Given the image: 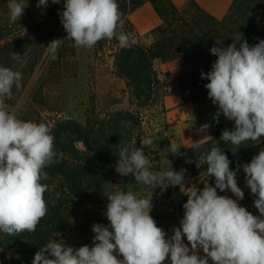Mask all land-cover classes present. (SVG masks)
<instances>
[{"label": "clouds", "instance_id": "9594fccd", "mask_svg": "<svg viewBox=\"0 0 264 264\" xmlns=\"http://www.w3.org/2000/svg\"><path fill=\"white\" fill-rule=\"evenodd\" d=\"M51 2L58 4L61 0ZM47 4L48 0H38L37 7ZM8 8L10 20L15 22L26 7L21 0H8ZM60 17L74 47L90 49L104 39L129 46L117 0H64ZM232 38L233 43L227 47L220 46L223 41L215 42L210 52L217 59L212 70L201 76L209 81L205 85L208 97L218 106L214 120L218 123L222 114L234 121V130H223L220 140L238 147L264 138V40L249 46L240 33ZM63 40H53L47 46L53 59ZM12 59L22 61V56L13 52ZM26 63L23 60L21 67ZM21 80V71L0 66V232L6 235L34 232L46 216L44 194L48 185L42 181L48 179L45 168L57 160L51 129L45 123L19 119L6 103ZM209 127L202 125V129ZM153 142L151 137L145 138L141 147L131 150L122 145L116 171L149 187L165 182L184 187L186 170H152L144 147ZM170 152L178 154V148L172 146ZM198 160L207 165L206 172L215 178V186L184 187V215L171 237L150 215L151 199L129 188L106 195L109 224L92 226L95 235L91 247L74 248L49 241L35 253L32 264H209V259L212 264H264V149L240 166L246 186L256 197L254 206L259 216L238 203L244 199L236 179L239 168L230 169L231 161L219 147L202 153ZM217 189L230 191L237 199L219 195ZM201 251L204 255L199 254Z\"/></svg>", "mask_w": 264, "mask_h": 264}, {"label": "trees", "instance_id": "16d2710c", "mask_svg": "<svg viewBox=\"0 0 264 264\" xmlns=\"http://www.w3.org/2000/svg\"><path fill=\"white\" fill-rule=\"evenodd\" d=\"M21 2L26 7L24 14L12 22L8 0H0V66L22 72L20 87H13V98L6 103L13 112L17 110L19 119L45 123L51 129L57 160L45 168L48 179L42 181L48 185L44 194L48 207L46 216L34 232L17 235L0 232V264H32L35 253L49 241L74 248L81 242H93L92 226L97 223L107 226L104 209L109 201L106 195L126 192L129 188L138 196L151 199L150 215L171 237L173 229L180 226L187 199L174 205V186L165 182L149 187L137 183L131 175L122 176L116 171L120 147L127 145L131 150L142 145L143 114L139 110L161 85L152 62L159 59L183 63L187 71L180 82L182 100L195 103L204 98L207 102L210 98L205 85L209 81L202 78L201 73L210 72L217 59L210 49L216 41H223L220 46L227 47L237 33L242 34L249 46L264 40V0H229L230 6L221 18L210 15L192 0L182 8L172 0H117L121 22L145 4L153 8L160 22L143 33V40H130L127 47H121L116 39L101 40L93 47L99 49L105 42H113L116 46L113 77L123 83L121 95L125 96L126 103L121 97L114 99L105 109L97 112L92 109L84 122L61 117V84L76 72L74 69L71 73L72 67H66L74 56L75 47L74 42L67 39L61 24L64 0L58 4L48 0L47 7H37L38 0ZM123 31L131 32L130 28ZM56 39L64 40L53 59L47 46ZM13 52L19 53L22 61H27L26 66L21 67L22 61L12 59ZM36 72H39L37 78L25 102L18 108V101ZM219 137L199 148L195 146L182 151L179 153L181 167L173 163L170 169L180 172L179 168L185 167L192 169L193 174L205 172L207 165H201L198 160L202 153L219 147L229 155L232 144ZM144 152L149 158L156 156L158 150L147 146ZM192 152L191 157H186ZM154 162L153 171H164ZM209 185L215 186L213 182ZM184 242L188 243L186 237ZM209 264H212L211 260Z\"/></svg>", "mask_w": 264, "mask_h": 264}, {"label": "rangeland", "instance_id": "374dc122", "mask_svg": "<svg viewBox=\"0 0 264 264\" xmlns=\"http://www.w3.org/2000/svg\"><path fill=\"white\" fill-rule=\"evenodd\" d=\"M192 1H194L204 11L208 9L218 11L220 8H222L226 1L229 2V0ZM172 2L178 8H182L188 2V0H172ZM150 7V5L145 4L142 7H139L134 11L130 12L122 21V30L130 28L131 32L128 34L130 40H143V33L148 31H136L133 25L134 21H138V25L140 26V28H144V26H152L155 22H158L159 24L160 21L158 20V17L155 15L153 8L150 9ZM37 15L40 16L39 13ZM115 48L116 46L113 44V42H105L99 49H89L83 47L74 48V56L66 67H72L70 72L74 69H76V72H73L74 74L70 78H67L65 81H63V83L61 84V117L65 119H74L79 122H84L85 116L89 115L92 109H95L96 112L105 109L114 99L121 97V99H124L123 101L126 103V99L124 98L125 96L121 95V91L124 89V85L120 80L113 77L114 70L112 69V62ZM43 61L44 59L42 60V62ZM154 61H157V63H168L162 62L159 59H155L152 62L153 67H158L154 64ZM186 71L187 67H185L182 75ZM38 73L39 72H36L34 74L28 87L20 97L18 101V108H20V106H22V104L25 102L29 94L30 88L33 86ZM182 75L178 78L179 90ZM160 84L161 85L157 87V90L155 91L154 96L151 97L150 101H148L146 105L141 110H139L143 114V123L141 126L142 141L145 138L151 137L154 142L150 147L157 149L158 152L162 150L165 146L164 139L156 137L157 134L155 132L156 129H158L159 132L165 124L164 120L161 117V113L163 111L162 98L164 96V91L162 90V87L164 84L162 82ZM203 103H205L204 98L199 99L192 104ZM14 113L17 116V110ZM134 136L135 134H133V137ZM261 146H264V138H261L256 141H246L238 147L235 145H231L228 155V158L231 161L230 169L233 170L237 166L249 163L252 158L259 153L258 150L261 148ZM192 155L193 152L188 153L186 157H191ZM181 158L182 157L179 153L171 157V164L168 169L172 167L173 163H175V165L178 164V166L181 167L179 163V160ZM149 159L151 160L152 164L155 163L154 161H156L160 169L164 170L159 164L158 153L156 156H150ZM179 169L186 170L184 173L185 188L195 186L198 189H203L205 185L210 184L211 182L215 184V178L208 176L206 171L193 174V170L190 168L182 167ZM184 187H180L178 185L174 186L172 194V203H174V205H178L179 203L187 199V195L183 193L184 191H186ZM105 212L106 208L104 209V215ZM252 214L259 216L258 214ZM106 221L108 225L109 221L107 220V218ZM83 245H88L91 247L92 242H81L78 248ZM199 254L204 255L202 251Z\"/></svg>", "mask_w": 264, "mask_h": 264}, {"label": "crops", "instance_id": "0c3cea01", "mask_svg": "<svg viewBox=\"0 0 264 264\" xmlns=\"http://www.w3.org/2000/svg\"><path fill=\"white\" fill-rule=\"evenodd\" d=\"M228 8L229 2L226 1L218 11L209 9L206 11L215 18H221L225 15ZM133 25L136 31H147L157 26L158 22H155L152 26L140 28L136 20V22H133ZM154 64L158 66L152 67L156 79L164 84L162 87L164 96L162 98L163 111L161 117L165 124L159 132L158 129L155 132L157 134L156 137L163 138L165 141L164 148L158 152V158L160 166L164 170H167L171 164V157L176 155L170 152L172 146L177 147L178 153H181L184 150L195 147L197 143L201 145L209 142L215 137L220 136L223 130H232L234 128V121L226 119L221 114L219 122L217 123L214 120V114L217 112L218 106L214 105L211 99L203 104H192L182 100L178 78L182 75L186 67L183 63L174 60L168 63H157V61H154ZM204 124H208L210 127L208 129H202V125ZM206 136H211L212 138ZM261 149H264V146H261L258 152ZM240 166L233 169V171H237L239 168L236 179L238 186L244 192V199L238 200V203L249 212L260 215L254 206L256 197L246 186L245 173ZM222 194L232 199H237L230 191L222 192Z\"/></svg>", "mask_w": 264, "mask_h": 264}]
</instances>
